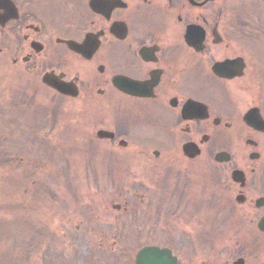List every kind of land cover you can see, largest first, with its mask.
<instances>
[{
  "label": "flooded vegetation",
  "instance_id": "af4514ba",
  "mask_svg": "<svg viewBox=\"0 0 264 264\" xmlns=\"http://www.w3.org/2000/svg\"><path fill=\"white\" fill-rule=\"evenodd\" d=\"M0 60L76 94L53 90L88 126L97 183L156 173L134 179L196 221L175 243L191 264H214L216 204L224 263L264 264V0H0Z\"/></svg>",
  "mask_w": 264,
  "mask_h": 264
},
{
  "label": "rangeland",
  "instance_id": "374dc122",
  "mask_svg": "<svg viewBox=\"0 0 264 264\" xmlns=\"http://www.w3.org/2000/svg\"><path fill=\"white\" fill-rule=\"evenodd\" d=\"M2 66L0 60V264H135L143 243L175 246L194 230L196 221L184 218L189 212L172 214L171 226L160 227L156 182L137 194L135 171L116 191L106 184L98 193L85 170L96 164V148H87L88 126L77 105L54 95L35 73L14 75ZM150 177L156 173L138 175L145 182ZM221 215H213L214 234H221ZM222 235H214L215 245L203 250L202 257L212 255L214 264L228 257L224 225ZM176 249L182 264L194 263L191 245Z\"/></svg>",
  "mask_w": 264,
  "mask_h": 264
},
{
  "label": "water",
  "instance_id": "95a60500",
  "mask_svg": "<svg viewBox=\"0 0 264 264\" xmlns=\"http://www.w3.org/2000/svg\"><path fill=\"white\" fill-rule=\"evenodd\" d=\"M137 264H174L168 251L158 248H146L140 251L137 257Z\"/></svg>",
  "mask_w": 264,
  "mask_h": 264
}]
</instances>
